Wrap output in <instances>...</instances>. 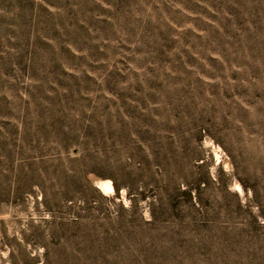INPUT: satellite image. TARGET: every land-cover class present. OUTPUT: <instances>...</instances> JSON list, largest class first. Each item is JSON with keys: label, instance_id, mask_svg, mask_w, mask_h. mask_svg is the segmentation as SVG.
I'll return each mask as SVG.
<instances>
[{"label": "rangeland", "instance_id": "rangeland-1", "mask_svg": "<svg viewBox=\"0 0 264 264\" xmlns=\"http://www.w3.org/2000/svg\"><path fill=\"white\" fill-rule=\"evenodd\" d=\"M0 264H264V0H0Z\"/></svg>", "mask_w": 264, "mask_h": 264}, {"label": "trees", "instance_id": "trees-1", "mask_svg": "<svg viewBox=\"0 0 264 264\" xmlns=\"http://www.w3.org/2000/svg\"><path fill=\"white\" fill-rule=\"evenodd\" d=\"M184 192L189 195V196H192V190L190 189H185Z\"/></svg>", "mask_w": 264, "mask_h": 264}]
</instances>
